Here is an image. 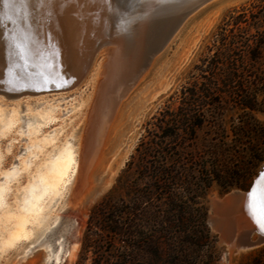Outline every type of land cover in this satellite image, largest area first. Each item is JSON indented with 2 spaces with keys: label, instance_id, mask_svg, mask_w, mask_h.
Instances as JSON below:
<instances>
[{
  "label": "rangeland",
  "instance_id": "1",
  "mask_svg": "<svg viewBox=\"0 0 264 264\" xmlns=\"http://www.w3.org/2000/svg\"><path fill=\"white\" fill-rule=\"evenodd\" d=\"M187 1L121 0L120 43L111 48L110 55L102 50L95 57L80 85L16 98L0 94V136L7 131L13 135L5 150L0 143V252L5 245L32 240L10 257L2 259L0 254V264H56L58 259L59 264H93L100 258L106 260L103 264H120L110 261L109 252L121 251L122 239L98 227L101 211L106 206L124 208L134 189L147 191L142 180L144 164L151 167L166 162L180 167L183 183L173 195L156 194L155 204L163 210L174 202L171 211L177 207L182 211L172 218L179 225L187 224L158 235L153 223H142L141 236L135 239L139 251L124 262L264 264V240L258 242L255 231L249 229L246 242L212 226L225 199L248 192L264 165L263 113L241 110L228 93L221 94L220 108L205 113L204 126L197 130L194 141L182 135L146 157L136 151L143 139L159 142L153 127L156 119L162 112L178 109L183 91L204 85L203 76L210 83L213 77H223V67L206 69L203 74L200 68L206 67L217 50L226 49L214 36L224 18L230 13L246 14L243 25L253 24L249 12L260 16L264 0H212L189 15L118 103L103 135L98 131L101 104L112 81L109 65L125 56L129 62L136 59V65L143 64L153 48L148 49ZM137 26L139 33L134 32ZM238 35V42L230 45L234 53L228 61L237 70L236 81L230 84L234 91L242 83L248 89L257 80L264 82V55L254 69L241 43L245 33ZM259 89L263 92L257 94L260 104L264 85ZM3 111L8 112L6 116ZM62 146L68 149L61 154ZM63 157L70 158L73 165L59 176L54 169L62 165ZM29 194L34 203L27 198ZM18 224L20 230L15 233ZM88 238L92 245L85 254ZM58 247H63L62 252L58 253Z\"/></svg>",
  "mask_w": 264,
  "mask_h": 264
},
{
  "label": "water",
  "instance_id": "2",
  "mask_svg": "<svg viewBox=\"0 0 264 264\" xmlns=\"http://www.w3.org/2000/svg\"><path fill=\"white\" fill-rule=\"evenodd\" d=\"M210 1L185 2L148 50L155 47V53L161 51L184 20ZM100 3L101 34L90 39L82 20L89 10L87 0H8L7 5L5 0H0V94L16 98L73 89L102 50L107 55L120 43L118 22L123 14L122 2L101 0ZM138 28L134 32L139 33ZM20 40L25 45L23 60L16 55L19 50L15 44ZM86 50L85 65L79 71L77 65L84 61ZM261 173L264 165L245 193L246 199Z\"/></svg>",
  "mask_w": 264,
  "mask_h": 264
},
{
  "label": "trees",
  "instance_id": "3",
  "mask_svg": "<svg viewBox=\"0 0 264 264\" xmlns=\"http://www.w3.org/2000/svg\"><path fill=\"white\" fill-rule=\"evenodd\" d=\"M257 14L258 12L250 11L249 16L253 24L246 25H243L246 23L244 20L247 18L246 14L236 16L230 13L228 17L224 18L223 24L214 36L216 37V42L226 49L222 52H218L217 50L216 54L209 59L206 67L204 69L200 68L203 74L207 72L206 69L213 70L223 67V77H213L212 80L214 82L210 83V79L203 76L205 82L202 85L203 88L202 86L199 88L193 87L189 91H183L180 95L181 100L178 109L171 112H162L160 118L156 119L153 127L154 131L159 133L157 137L159 142L152 144V142L143 139L136 148L140 156L146 157L151 150L156 148L165 149L167 143L178 140L182 135L187 136L188 140L194 141L197 130L204 126L205 113L210 112L213 114L220 108L221 103L218 97L221 94L228 93L233 100L232 103L241 110L264 114V104H262L264 101L262 100L260 104L257 102V94L259 92L263 93L259 88L264 85V82L257 80L255 86L248 89L242 83L236 87V91L230 90V84L236 81L235 73L237 70L234 72L235 68L228 66L229 58L234 53L230 49V45L238 42V34L244 33L245 36L243 42L241 40V43L248 54V61L251 62L254 69L257 68L256 66L261 65L264 55V11L260 16H256ZM252 29L255 30L254 34L251 33ZM215 58L222 60V62H215ZM166 163L161 166L151 167L144 164L142 180L145 182L148 190L134 189L133 195L129 196L122 209L115 206H106L101 211V216L97 220L98 227L105 233H111L114 236L120 237L123 242L121 246L122 250L117 252V254L115 250H110V261L126 264L127 262H124V259H131L136 256V252L139 251L140 246L135 239L141 236L139 231L144 227L141 225L142 223L150 225L147 222L148 220L157 228L156 234L158 235H164L170 229L179 228L180 225L184 227L187 224L185 222L179 225L177 224L179 222L178 219L174 221L172 218L173 214L182 211L177 206L174 211H171V207L175 206L174 202H172V206L168 207L166 203L162 204L160 202V205H166L167 207V209L164 208L163 210L155 204L154 197L156 194L173 195L174 189L183 183L180 167H177V165L171 167ZM128 166H130V163ZM145 204L149 206L145 207ZM94 210L92 214L95 212ZM91 245V241L88 238L84 244L85 254L90 251ZM105 261H101L100 258L98 262L94 260L93 264H103Z\"/></svg>",
  "mask_w": 264,
  "mask_h": 264
},
{
  "label": "bare ground",
  "instance_id": "4",
  "mask_svg": "<svg viewBox=\"0 0 264 264\" xmlns=\"http://www.w3.org/2000/svg\"><path fill=\"white\" fill-rule=\"evenodd\" d=\"M87 1H88L89 10H87V13L85 12L83 14L82 20H83V24L85 21V24H84L85 26L83 27V29L86 32H88V36L91 39V38L97 37L98 35L101 34L100 18H101V15L103 14V9H102L101 3H100L101 0H87ZM87 20H89V22H87ZM174 34H173V36H174ZM154 48L152 49L151 52L148 53V56H146L144 63L141 64L140 66L136 65V63L138 62L136 59L133 62H129L125 55H124L125 57H122L121 59L117 58L114 61L112 60L113 62L111 61L112 67L110 64L109 70L112 69V71H111V73H112L111 80L112 81H111V83H108V85H110V86H109L108 91L105 94V97L103 98V102L101 104L102 105V107H101L102 108V116H101L102 118L99 117V119L101 118V121L98 124L99 125L98 131L100 130V132H99L100 136L103 135V133L106 129L107 123L109 122V120L113 116V113H114L118 103L127 95L128 91L131 90V88L139 81V79L142 77V75L146 72V70L150 66V64L153 61V59L155 58V56L159 52H161V51H159V52L155 53ZM86 55H87V50L84 54V57H85L84 61L80 65H77V67L80 66L79 71H81L85 65ZM133 57H135V56H133ZM106 72H107V70H106ZM85 76L81 80L79 79V81L77 83H75L74 86H76L77 84L80 85L81 82L84 80ZM98 140H99V138H98ZM94 145H95V143H94ZM62 149L63 150H62L61 154L63 152H65L68 148L62 146ZM83 158L86 159V157H84V155H83ZM64 159H65L64 162L61 163L62 165H60V167L57 166V168L55 166L56 169H54L55 170L54 173H58L59 176H61L63 173H66L65 168L67 166L71 167L73 165V161L70 160V158H64ZM40 189H41V187H40ZM44 190H46V189H44ZM33 191L35 192V189ZM27 198L30 200L31 203L35 202V200L33 199L32 196H30V194L28 195ZM55 200H56V198H55ZM52 202H53V200H52ZM220 208H221L220 213L219 214L215 213L217 215H215L213 217L214 220L212 221V226L216 230L220 231L223 235L235 236V237L240 238V241L246 240V242L248 241V236L246 233L248 231L252 230V232H254V231L256 232L255 235H256L258 242L261 241L262 239L264 240V219L260 215L261 205H260L259 200L253 201L251 207H249L245 193L242 194L240 192H236V193L230 195L227 199H225V201L222 204V207H220ZM254 214L256 216V219L253 218ZM19 228H20V224L17 225L16 229H13L14 232L17 233ZM10 238H8L7 240H9ZM63 241H64V239L61 240L60 242H58V245L63 244L64 243ZM62 248L63 247L59 248L58 253L62 252V250H63ZM73 250H74V248L71 251H73ZM71 251L69 252L70 253L69 255H71ZM55 263L59 264V259L55 260Z\"/></svg>",
  "mask_w": 264,
  "mask_h": 264
},
{
  "label": "snow or ice",
  "instance_id": "5",
  "mask_svg": "<svg viewBox=\"0 0 264 264\" xmlns=\"http://www.w3.org/2000/svg\"><path fill=\"white\" fill-rule=\"evenodd\" d=\"M8 0H5V3L7 5ZM14 6V5H13ZM16 49L19 51L16 53V55L19 56L21 60H23L24 57V49L25 45L22 40L17 41L15 44ZM17 67L23 68V65H17ZM259 200L260 205H261V217H264V173L260 174V177L256 183V185L252 188V190L247 194V202L248 206L251 207L252 202ZM254 219H256V216L254 214L253 216Z\"/></svg>",
  "mask_w": 264,
  "mask_h": 264
},
{
  "label": "flooded vegetation",
  "instance_id": "6",
  "mask_svg": "<svg viewBox=\"0 0 264 264\" xmlns=\"http://www.w3.org/2000/svg\"><path fill=\"white\" fill-rule=\"evenodd\" d=\"M0 105H3V104H0ZM3 113H4L5 116H6V114H7L8 112L5 113V112L3 111ZM12 137H13V135H12V133L9 132V131H7L6 134H5L4 136H1V138H0V143H1L2 146H3V150H5L4 148L8 145L6 142H7L8 140H10ZM12 144H13V143H12ZM14 144H15V143H14ZM56 199H57V198H56ZM31 241H32V240H30V241L21 240V241L15 243L14 245H11V246H9V245H5V246L3 247V249H2V251L0 252L2 259H3V258L10 257L12 254H14L15 251H18V252L23 251V250H24V247H26Z\"/></svg>",
  "mask_w": 264,
  "mask_h": 264
}]
</instances>
